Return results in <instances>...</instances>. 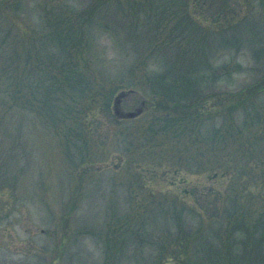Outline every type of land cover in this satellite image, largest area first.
<instances>
[{
    "label": "rangeland",
    "instance_id": "1",
    "mask_svg": "<svg viewBox=\"0 0 264 264\" xmlns=\"http://www.w3.org/2000/svg\"><path fill=\"white\" fill-rule=\"evenodd\" d=\"M263 78L264 0H0V264H264Z\"/></svg>",
    "mask_w": 264,
    "mask_h": 264
},
{
    "label": "trees",
    "instance_id": "2",
    "mask_svg": "<svg viewBox=\"0 0 264 264\" xmlns=\"http://www.w3.org/2000/svg\"><path fill=\"white\" fill-rule=\"evenodd\" d=\"M264 86V78L259 80L257 84L254 85V88L259 89L260 87Z\"/></svg>",
    "mask_w": 264,
    "mask_h": 264
},
{
    "label": "water",
    "instance_id": "3",
    "mask_svg": "<svg viewBox=\"0 0 264 264\" xmlns=\"http://www.w3.org/2000/svg\"><path fill=\"white\" fill-rule=\"evenodd\" d=\"M135 115V112H129L128 113V116H134Z\"/></svg>",
    "mask_w": 264,
    "mask_h": 264
}]
</instances>
